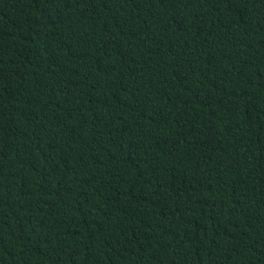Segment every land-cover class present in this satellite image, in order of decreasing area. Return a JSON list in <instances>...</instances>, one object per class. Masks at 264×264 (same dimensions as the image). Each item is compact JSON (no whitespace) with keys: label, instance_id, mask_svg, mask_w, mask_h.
I'll return each instance as SVG.
<instances>
[{"label":"trees","instance_id":"obj_1","mask_svg":"<svg viewBox=\"0 0 264 264\" xmlns=\"http://www.w3.org/2000/svg\"><path fill=\"white\" fill-rule=\"evenodd\" d=\"M0 264H264V0H0Z\"/></svg>","mask_w":264,"mask_h":264}]
</instances>
